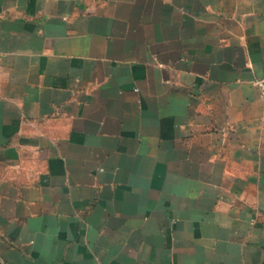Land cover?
Segmentation results:
<instances>
[{
  "label": "crops",
  "instance_id": "crops-1",
  "mask_svg": "<svg viewBox=\"0 0 264 264\" xmlns=\"http://www.w3.org/2000/svg\"><path fill=\"white\" fill-rule=\"evenodd\" d=\"M264 0H0V264H264Z\"/></svg>",
  "mask_w": 264,
  "mask_h": 264
},
{
  "label": "built area",
  "instance_id": "built-area-1",
  "mask_svg": "<svg viewBox=\"0 0 264 264\" xmlns=\"http://www.w3.org/2000/svg\"><path fill=\"white\" fill-rule=\"evenodd\" d=\"M255 83L257 87L259 88L260 92L264 94V74L262 76H259L256 80Z\"/></svg>",
  "mask_w": 264,
  "mask_h": 264
}]
</instances>
